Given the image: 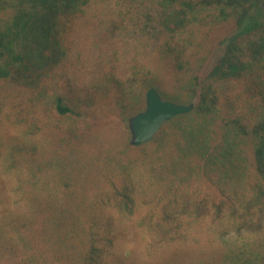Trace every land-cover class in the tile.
<instances>
[{
  "label": "trees",
  "instance_id": "trees-1",
  "mask_svg": "<svg viewBox=\"0 0 264 264\" xmlns=\"http://www.w3.org/2000/svg\"><path fill=\"white\" fill-rule=\"evenodd\" d=\"M87 1L0 0V264H113L127 241L148 258L257 226L264 0H159L153 66L80 83L69 30ZM250 29L251 47L226 46L203 76L217 44ZM150 87L196 106L136 146L122 122ZM166 264L215 263L194 252Z\"/></svg>",
  "mask_w": 264,
  "mask_h": 264
},
{
  "label": "rangeland",
  "instance_id": "rangeland-1",
  "mask_svg": "<svg viewBox=\"0 0 264 264\" xmlns=\"http://www.w3.org/2000/svg\"><path fill=\"white\" fill-rule=\"evenodd\" d=\"M78 9L69 33L75 41L73 48L77 55L70 69L80 83L87 82L99 69H113L125 78L153 66L160 36L159 0H88ZM258 36L257 30L250 29L236 39L229 36L227 41L217 44L203 76L219 62L226 46L234 44L244 50L251 47ZM122 124L127 126L128 122ZM262 213L257 226L232 230L210 246L168 245L146 258L139 241L121 243L113 264H166L180 254L194 252L205 254L215 264H264V211Z\"/></svg>",
  "mask_w": 264,
  "mask_h": 264
},
{
  "label": "water",
  "instance_id": "water-1",
  "mask_svg": "<svg viewBox=\"0 0 264 264\" xmlns=\"http://www.w3.org/2000/svg\"><path fill=\"white\" fill-rule=\"evenodd\" d=\"M195 102L181 104L162 97L155 87L146 93V106L128 119L131 144L141 145L150 141L163 124L179 114L193 110Z\"/></svg>",
  "mask_w": 264,
  "mask_h": 264
}]
</instances>
